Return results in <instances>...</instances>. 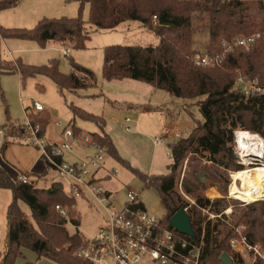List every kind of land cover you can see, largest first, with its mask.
Returning <instances> with one entry per match:
<instances>
[{
	"label": "trees",
	"instance_id": "obj_1",
	"mask_svg": "<svg viewBox=\"0 0 264 264\" xmlns=\"http://www.w3.org/2000/svg\"><path fill=\"white\" fill-rule=\"evenodd\" d=\"M80 11L88 7V21L78 18L42 19L33 29H5L0 26L2 40H23L36 43L41 49L52 44L63 47L68 55L71 50H85L90 40L89 28L109 32L124 23L137 22L152 31L159 43L155 47L109 46L104 48L102 78L104 81L133 80L163 90L170 96L195 100L201 121L194 120V127L187 138L173 139L167 143L171 163L164 175L143 174L121 158L105 132V120L70 105L74 116L93 122L98 132L91 139L106 147L110 157L137 177L145 188L157 191L165 212L162 225L169 227V219L183 208L195 233L194 243L201 245L199 264H222L221 254L231 255L228 239L231 225L224 222L212 224L207 215H219L228 206L226 199L229 184L228 170L239 171L236 165L233 131L240 128L258 133L264 138V99H249L241 95L237 79H247L264 73V0H74ZM20 0H0V12L17 6ZM155 18V19H154ZM207 33L206 52L218 55L223 43L238 37L259 35L248 52L234 49L226 55L220 67L198 68L193 65L192 36L197 28L195 20ZM68 57L70 72L59 71V61H48L43 66H30L21 59H0L2 74H17L21 85L28 78L45 76L58 87L59 92L76 94L97 88L94 73ZM201 99V100H200ZM27 112V109H26ZM50 114L44 110L28 115L31 123L40 127L44 137ZM6 137L21 140V126H4ZM74 137L80 130L73 127ZM7 142H4L1 151ZM187 159L185 166L184 161ZM183 169V176L181 172ZM203 177L205 180L203 181ZM206 181L217 186L222 198L210 202L205 196ZM0 189L9 190L12 202L6 211L7 230L0 264H37L24 259V252L31 251L36 259L46 258L56 264H87L77 258L76 252L84 243L80 232L69 234L66 223L77 227L80 217L75 198L66 193L60 181L47 187L30 188L19 181L13 183L0 169ZM188 197V203L179 194ZM231 190V187H230ZM18 202L29 208L23 212ZM235 204H241L234 201ZM60 207L65 215L56 211ZM203 211L209 214L203 215ZM242 225L253 244L264 252V202L245 206L232 215V226ZM184 237V236H183ZM188 239V237H185ZM192 239V238H190ZM193 240V239H192ZM234 261V260H233ZM256 264H263L261 261Z\"/></svg>",
	"mask_w": 264,
	"mask_h": 264
},
{
	"label": "rangeland",
	"instance_id": "obj_2",
	"mask_svg": "<svg viewBox=\"0 0 264 264\" xmlns=\"http://www.w3.org/2000/svg\"><path fill=\"white\" fill-rule=\"evenodd\" d=\"M79 16H81L82 21L87 22L88 7L85 6L81 13L78 3L74 0H20L17 6L0 12V26L5 29L29 30L33 29L44 18L74 19ZM194 27L197 29L192 36V49L196 52L193 57L206 53L207 48V33L197 19L194 22ZM86 28L90 31V40L86 44V49L71 50L68 56L94 73L97 88L79 91L76 94L69 92L61 94L54 82L45 76L28 78L21 85L17 74H2L0 72V130L2 131L4 126L7 127L11 124L22 128L28 120V115L37 113L33 109V104L36 103L42 107L45 113L50 114L44 139L50 143L52 141L58 143L60 134L65 127L77 128L82 131L83 136L98 132V128L93 122L74 116L70 105L93 115L102 116L105 113L109 118L107 123L105 122V132L111 138L118 155L143 174H166L167 166L171 163L167 142L170 143L173 139L187 138L194 127V120L201 121V114L196 106L199 99H180L170 96L163 90L155 89L156 97L161 102L160 106L155 107L154 114L156 115L150 120L141 121L140 125L132 124L129 119L127 122L124 120L126 113L129 115L135 110H130L126 106L121 107L120 102L125 100L122 95L123 92L118 94L113 91L102 90L103 86L106 88L107 85L102 78L104 48L109 46L155 47L159 43V38L153 32L145 30L137 22L124 23L109 32L94 30L89 28L87 24ZM52 45H54L52 48L41 49L34 42L1 39L0 59L5 61L21 59L24 64L30 66H43L48 61L56 59L59 61V71L68 74L70 67L68 57L63 54V47L59 45L56 47V44ZM255 77L261 79L264 77V73ZM125 94L130 95L129 92ZM119 108L126 113L120 114ZM111 116L118 118L119 124L112 122ZM57 124H61V128H56ZM163 129H167L168 134L164 144L160 145L157 144L156 139L160 137ZM156 131L159 132L157 136L154 135ZM2 133V145L4 142L8 144L4 150L1 151L0 149V169L13 183H17L21 175H28L30 180H36L37 187H49L51 182L56 179L57 174L56 170L48 164L46 156L38 148L26 142L24 131L21 140L6 137V131H2ZM253 134L264 141L260 134ZM231 147L234 152L236 148L234 134ZM186 162L187 159L184 161L183 167ZM105 163L106 167L98 173V176H105L102 178V184L110 192L111 204L116 210L119 211L123 208L126 202V193L128 190H133L138 194V200L148 214L157 219L165 218L164 209L155 189L145 188L137 177L110 157L105 160ZM114 169L117 170V174L112 176L110 172ZM183 169L180 178L183 176ZM258 183V185H263L264 180H259ZM206 186V198H211L209 194L215 196L210 202L222 198L216 185L206 181ZM178 192L180 194L181 190L179 189ZM181 196L185 201L192 204L191 199L183 194ZM226 199L230 202L224 210L229 209L231 211L229 216L222 215L223 210L219 215H213L214 218H210L206 211H203V215H207V219L211 220L212 224L224 222L232 225V215L245 208L242 203L235 204L234 200L228 199L227 196ZM11 202V192L0 189V253L4 251L7 230L6 211ZM75 204L80 217V224L77 227L65 225L68 233L72 235L78 231L86 236L95 233L104 222L105 207L87 192L84 193V197L76 198ZM18 205L27 215L30 214L29 208L24 203L18 202ZM255 245L258 246L260 255L264 256L261 246ZM23 256L25 260L36 261L37 264H56L46 258L37 260L36 254L31 251H25ZM230 258L232 261L234 260V264H256L259 261L264 264L261 257L258 255L255 257L253 253H249L240 259L231 251ZM143 264L153 263L144 259Z\"/></svg>",
	"mask_w": 264,
	"mask_h": 264
},
{
	"label": "built area",
	"instance_id": "obj_3",
	"mask_svg": "<svg viewBox=\"0 0 264 264\" xmlns=\"http://www.w3.org/2000/svg\"><path fill=\"white\" fill-rule=\"evenodd\" d=\"M155 19V18H154ZM259 35L250 37H238L230 43H223V50L218 55H211L208 52L195 56L192 59L194 66L202 69L220 67L226 55L238 48L241 51L248 52L253 46ZM1 40V36H0ZM65 56L68 51H63ZM237 87L245 100L264 99V77L259 79H247L240 75L237 79ZM35 112L43 111L39 104H33ZM128 122L129 120L126 119ZM61 128V124L56 125ZM26 142L38 148L47 158L51 167L56 170L57 181H60L67 194L71 197H84L87 192L95 197L97 201L105 207L106 216L103 224L91 235L84 236V243L76 252L77 258L87 264H143L147 259L153 264H199L202 243L197 245L194 239L179 234L175 229L162 225L161 219L148 214L138 200V194L133 190L126 193V202L121 210H116L111 204V194L107 191L97 173L103 170L105 160L107 159L106 147L94 142L91 137H74L73 128L65 127L60 134L58 143L47 142L44 137L39 136L40 127L29 121L22 126ZM238 129V128H237ZM239 131V129L237 130ZM234 131V143L236 144V134ZM167 129H163L160 137L156 139L157 144H164ZM3 133L0 130V149L2 147ZM177 137V136H176ZM178 138V137H177ZM164 139V140H163ZM89 149L82 158L75 161H69V156L74 157L77 145ZM170 157V156H169ZM236 165L243 169H252L255 166H264L263 162H257L253 159H245L237 151V145L234 150ZM239 170V171H241ZM237 171L228 170L229 184L227 188V198L238 201L245 206L253 204L246 203L230 195L229 188L233 182L232 173ZM117 170H112L110 175L115 176ZM19 182L30 188H36V180H30L28 175H21ZM236 184L240 186V181ZM217 195V193H216ZM213 201L215 196H211ZM213 198V199H212ZM193 204V202H192ZM56 211L64 216L65 213L60 207ZM208 214V212L206 211ZM231 211L224 210L222 215L229 216ZM214 218L213 215H209ZM228 244L231 251L240 259L253 253L261 257L264 262V256L258 252V246L251 243L246 235V228L242 225L232 226ZM184 236V237H183ZM185 237H188L185 238Z\"/></svg>",
	"mask_w": 264,
	"mask_h": 264
},
{
	"label": "crops",
	"instance_id": "obj_4",
	"mask_svg": "<svg viewBox=\"0 0 264 264\" xmlns=\"http://www.w3.org/2000/svg\"><path fill=\"white\" fill-rule=\"evenodd\" d=\"M52 46H54V45H51L48 48H52ZM56 47H58V45ZM105 82L107 84L106 88H104V86H103L102 90L105 89V91H107V92L113 91V92L118 93V94H120V92H123L122 95L125 97L124 98L125 100L120 102L121 103V107L126 106L130 110H135V112L129 113V115H127L126 111H121V109L119 108L118 112H120V114L126 113V115L124 117V120L129 119L132 124H134V125L139 124L140 125L141 121L150 120L151 118H153L156 115V114H154L155 107H158V105L160 106L161 102H159L158 101V97H156L157 92L155 91V89H153L148 84H145V83H142V82L133 81V80H128V79L122 80V81H110V82L105 81ZM127 92H129L130 95H126L125 93H127ZM113 99H116V98H113ZM152 99H153V101H152ZM115 102H117V101H115ZM102 117L104 118L105 122L107 123V119H109L107 117V115L105 113H103ZM111 121L116 123V124H119V119L114 117V116H111ZM56 128H58V127L56 126ZM157 133H159V132L156 131L154 133V135L157 136L158 135ZM82 136H83V133H82V131H80V134L76 138H80ZM52 143L54 144L55 142L52 141ZM161 147H163V146H161ZM88 151H89V149H85L80 144L77 145L76 149H75V153H74L75 158L69 156L68 157V158H70L69 161L73 162L77 158H82L83 155L85 153H87ZM105 167H106V163L104 165V168ZM100 171H102V170H100ZM98 173H97V178L102 181V178H104L105 176L99 177ZM57 180L58 179L56 177V179L54 181H57ZM54 181H52V182H54ZM44 183H45V181H44ZM67 225H71V224L67 223L66 226Z\"/></svg>",
	"mask_w": 264,
	"mask_h": 264
},
{
	"label": "bare ground",
	"instance_id": "obj_5",
	"mask_svg": "<svg viewBox=\"0 0 264 264\" xmlns=\"http://www.w3.org/2000/svg\"><path fill=\"white\" fill-rule=\"evenodd\" d=\"M236 145L237 151L245 159L264 161V141L259 136L246 131H237ZM232 179L231 191L230 188L229 191L236 199L252 203L264 198V183L258 185L259 180H264V166L233 172ZM237 181H240V186L236 184Z\"/></svg>",
	"mask_w": 264,
	"mask_h": 264
},
{
	"label": "water",
	"instance_id": "obj_6",
	"mask_svg": "<svg viewBox=\"0 0 264 264\" xmlns=\"http://www.w3.org/2000/svg\"><path fill=\"white\" fill-rule=\"evenodd\" d=\"M169 226L175 229L179 234L195 239V233L192 229L190 218L187 212L181 208L169 219ZM219 261L222 264H234L227 254H221Z\"/></svg>",
	"mask_w": 264,
	"mask_h": 264
}]
</instances>
